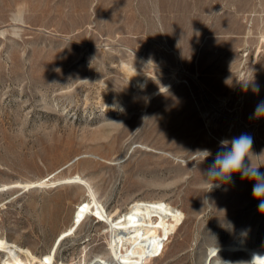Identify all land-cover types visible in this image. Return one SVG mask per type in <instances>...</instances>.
Instances as JSON below:
<instances>
[{
  "label": "rangeland",
  "instance_id": "374dc122",
  "mask_svg": "<svg viewBox=\"0 0 264 264\" xmlns=\"http://www.w3.org/2000/svg\"><path fill=\"white\" fill-rule=\"evenodd\" d=\"M263 37L264 0H0V238L54 264L114 261L107 223L88 214L70 232L93 201L61 182L79 174L113 218L137 200L184 212L145 264L263 246L254 184L207 174L222 140L247 134L264 153ZM44 178L60 183L25 186Z\"/></svg>",
  "mask_w": 264,
  "mask_h": 264
},
{
  "label": "bare ground",
  "instance_id": "6f19581e",
  "mask_svg": "<svg viewBox=\"0 0 264 264\" xmlns=\"http://www.w3.org/2000/svg\"><path fill=\"white\" fill-rule=\"evenodd\" d=\"M133 76L139 77V74L137 75L136 72ZM44 179L46 180L44 181ZM44 179L30 182L25 186L31 187L43 184L55 186L60 183V181ZM61 182H80L87 186L90 195L93 197L92 202L90 199L87 202L80 203L77 207L70 232L74 229L73 226L80 224L88 214L97 217L101 222L107 223L109 227V255L114 261H109L106 255L103 256V254L98 256L91 264H145L153 246L160 242H166L184 221L182 210L156 200L152 202L137 200L131 205L128 212L113 218L105 206L96 198L91 184L81 175L72 176L68 180H61ZM70 232L66 231L62 236L64 237ZM0 249L6 253V257L0 260V264H32L33 261H39L40 264H54V253L39 258L30 248H21L4 238H0ZM224 250L241 251L247 254L246 256H250L255 264H264V245L252 247L246 243L213 248L207 257L206 264H222L217 258ZM21 253H24L25 256L23 257ZM68 264L86 263L70 262Z\"/></svg>",
  "mask_w": 264,
  "mask_h": 264
},
{
  "label": "clouds",
  "instance_id": "9594fccd",
  "mask_svg": "<svg viewBox=\"0 0 264 264\" xmlns=\"http://www.w3.org/2000/svg\"><path fill=\"white\" fill-rule=\"evenodd\" d=\"M257 117H264V102L257 105L255 110ZM252 138L247 134H241L229 140L220 142L221 151L215 156L213 165L208 169L209 177H222L230 180L234 174H239L242 179H246L254 184L253 197L262 201L260 207L264 209V172L259 169L264 165H256L252 162V157L259 158L262 154L256 155L252 152ZM230 145V146H229ZM204 159L211 155L209 150L200 151ZM214 185L211 184L212 188Z\"/></svg>",
  "mask_w": 264,
  "mask_h": 264
}]
</instances>
